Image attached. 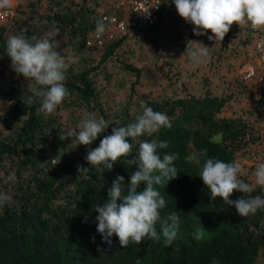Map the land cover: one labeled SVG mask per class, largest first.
<instances>
[{"label":"trees","instance_id":"1","mask_svg":"<svg viewBox=\"0 0 264 264\" xmlns=\"http://www.w3.org/2000/svg\"><path fill=\"white\" fill-rule=\"evenodd\" d=\"M100 8H105L109 15H117L112 0H23L17 6L12 25L0 28V192L10 197L0 211V264H213L214 259L219 264H262L264 208L241 217L221 198L212 201L209 189L199 177V167L186 158L207 149L209 158L238 162L249 148L264 144L257 127L264 118V85L256 81L253 86L258 89L255 120L248 117L254 116L253 112L239 117L224 116L235 101L237 90L248 92L247 78H235L230 82L231 89L222 93L214 91L210 78H205L198 93L169 94L167 90L175 87L180 76L169 70L162 94L135 99L143 72L130 60L125 61L121 51L130 38L155 34L164 28L166 19L175 16V4L173 0L166 1L152 28L118 35L104 47H88V41L96 39V21L102 19ZM111 31L112 25L106 23L103 36ZM19 34L56 41L57 51L75 60L65 81L70 96L51 115L40 111L39 99L28 103L35 82L18 75L6 54L8 37ZM258 34L259 30L247 26L242 36L227 33L225 39L216 42L207 37L212 65L221 67L224 59L233 64L240 53L231 43L239 39L246 48ZM206 35H212L210 30ZM157 41L154 53L161 57L163 48ZM188 43L187 39L177 46L176 53L189 57ZM213 57L220 62L213 63ZM245 58L252 59L251 51ZM111 60L128 75L135 76L128 102L121 110L112 111L96 87V78ZM168 65L172 68L174 62ZM141 101L154 111L167 114L172 127L161 128L151 137L145 134L132 139L131 156L121 158L111 171L105 169L101 173L93 169L79 173L78 165L92 167L86 160L87 153L98 147L105 135L112 134V127L125 126L142 114ZM86 113L113 122L90 146L77 145L75 137L77 125ZM68 133L73 135L60 139ZM146 139L166 140L169 146L160 150L161 154L178 155L174 162L177 178L168 185L157 186L167 201L162 215L179 212L177 238L171 246H165L161 235L160 240L145 238L139 245L130 242L122 248L113 235L108 244L97 231L95 208L108 200V190L118 175L124 177L125 185L130 183L136 168L125 160L135 158L139 143ZM10 175L15 179L8 180ZM241 179L255 182L252 171L243 172ZM243 195L264 198V187L257 185L251 194L234 191L230 199ZM202 226L207 232L198 241L193 232Z\"/></svg>","mask_w":264,"mask_h":264},{"label":"clouds","instance_id":"2","mask_svg":"<svg viewBox=\"0 0 264 264\" xmlns=\"http://www.w3.org/2000/svg\"><path fill=\"white\" fill-rule=\"evenodd\" d=\"M178 14L186 22L194 25V35H206L210 30L212 35L208 40L222 41L235 23L250 24L253 29L264 28V0H173ZM12 0H0V9L10 8ZM106 32V22L96 21L95 34L101 37ZM195 44L199 42L191 41ZM58 42L49 38H38L36 35L26 37L23 34L11 35L6 42V54L11 58L12 68L24 78L34 81L30 88L31 95L28 103L39 99L40 111L51 115L59 105L70 96L65 86L66 74L72 57H65L57 51ZM209 47L186 49L193 63H199L203 57L209 55ZM142 114L134 122L125 126H114L111 135H105L99 146L87 153L86 160L92 166L84 168L78 165L79 173L93 171H111L113 165L121 158H128L133 151L132 139L147 135L151 137L161 128H171L172 122L167 114L154 111L141 101ZM111 120L97 118L93 113H86L78 123L75 133L77 145L90 146L105 130L112 125ZM73 134L60 137L64 140ZM166 140H143L139 143L138 154L135 158L125 162L135 165L136 171L131 174L130 183L125 185L124 177L117 176L108 190V200L97 205V231L104 242L111 244V237L119 239L122 248L129 243L139 245L145 238L160 240L164 238L165 246H171L177 238L180 225L179 212L173 211L162 215L167 201L161 195L157 186L163 187L177 178L178 169L175 153L161 154L160 150L168 148ZM187 161L197 165L200 169L199 177L210 191L212 201L221 198L224 205L232 206L241 217L255 214L264 208V198L261 196H245L236 200L230 199L235 192L251 194L257 185L264 187V163H260L254 172V183L241 179L243 173L241 163L237 161L225 162L220 159L209 158L207 149L198 154L188 156ZM56 165V164H55ZM8 180H14L10 175ZM141 185H144L141 190ZM10 197L0 192V211H2ZM118 201H120L118 203ZM159 225V232L157 231ZM207 231L202 227L193 232L194 239L200 241L205 238ZM94 239V238H93ZM213 264H219L214 259Z\"/></svg>","mask_w":264,"mask_h":264},{"label":"rangeland","instance_id":"3","mask_svg":"<svg viewBox=\"0 0 264 264\" xmlns=\"http://www.w3.org/2000/svg\"><path fill=\"white\" fill-rule=\"evenodd\" d=\"M174 15L166 19L165 27L161 28L157 33H150L148 35L139 34L138 36L130 38L121 51L125 61L130 60L139 66L143 72L141 85L136 87L138 96L135 99H138V97L162 94L163 86L167 84L166 75L169 70H174L173 73L175 75H180L178 78L179 82L176 83L175 87L167 90L169 94H172L174 91H178L180 95L198 93L199 89L205 84L203 82L205 78H210L212 82L210 84L214 91L222 93V91L230 88V82L235 80V78L241 80L247 78L246 71L250 69L248 64H251V60L246 61L245 56L248 51L252 52L254 42L248 44L246 48L243 45L241 46L242 43L239 42V39H235L231 43L233 48H237L240 53L237 55L238 58L233 60V64L231 60L224 59L219 64L221 67H218L217 64L212 65L211 55L203 57L199 63H193L190 57L183 55V52L177 54L176 47L180 46L182 42L185 43L187 39L190 40V43L187 44L188 49L204 46L209 47V43L206 41L209 35H203L202 37L194 35L193 28L195 26L186 22L177 11ZM246 28L245 24L238 25L234 23V26H231L228 33L233 36H242L246 32ZM194 36L195 39L192 38ZM155 40H158L157 42L163 48L162 53L159 55L161 57L155 56ZM191 41L201 44H195ZM157 57L158 59L156 60ZM220 60L215 59L213 63H218ZM172 62H174V67L170 68L168 63ZM103 70L99 77L96 78V87L100 91L102 101L111 111L121 110L132 94L131 88L133 82H135V76L128 75L114 60L109 61L103 67ZM248 80V92L243 91L240 93L237 90L236 99L225 110L224 116L239 117L245 116V113L253 112L255 117H248L255 120L257 117L255 107L258 89H253V86H256L255 82L259 80L257 76ZM233 88L237 89L236 86ZM257 127L260 135L264 139V118L260 120ZM263 161L264 144L249 148L248 153L243 155L238 162L241 163L243 172L247 173L252 171L254 174L255 170H250L251 167L259 165ZM262 264H264V261Z\"/></svg>","mask_w":264,"mask_h":264},{"label":"built area","instance_id":"4","mask_svg":"<svg viewBox=\"0 0 264 264\" xmlns=\"http://www.w3.org/2000/svg\"><path fill=\"white\" fill-rule=\"evenodd\" d=\"M23 0H12L10 8L0 9V28L9 27L16 16V9ZM167 0H112L117 15H109L105 8H100L99 13L106 23L112 25L113 31L107 36L97 37L88 41V47H104L116 36H125L132 30L152 28L158 23L159 16ZM252 28V27H251ZM253 29V28H252ZM259 30L251 52V64L246 71L247 79L258 77L264 85V28Z\"/></svg>","mask_w":264,"mask_h":264},{"label":"crops","instance_id":"5","mask_svg":"<svg viewBox=\"0 0 264 264\" xmlns=\"http://www.w3.org/2000/svg\"><path fill=\"white\" fill-rule=\"evenodd\" d=\"M242 25H244V24H242ZM245 25H246V27H247V26H249V27H250V24H245Z\"/></svg>","mask_w":264,"mask_h":264}]
</instances>
